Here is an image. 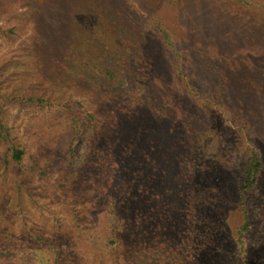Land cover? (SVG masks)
Returning <instances> with one entry per match:
<instances>
[{"label": "rangeland", "instance_id": "obj_1", "mask_svg": "<svg viewBox=\"0 0 264 264\" xmlns=\"http://www.w3.org/2000/svg\"><path fill=\"white\" fill-rule=\"evenodd\" d=\"M252 152L264 166V0H0V264H132L113 233L144 231L146 199L142 264H179L163 173L217 188L197 225L236 233ZM246 198L226 264H264V167Z\"/></svg>", "mask_w": 264, "mask_h": 264}, {"label": "trees", "instance_id": "obj_2", "mask_svg": "<svg viewBox=\"0 0 264 264\" xmlns=\"http://www.w3.org/2000/svg\"><path fill=\"white\" fill-rule=\"evenodd\" d=\"M21 156V152H17L15 155L17 160H20ZM263 167V161L259 153L252 152L249 164L244 171L243 180L238 188L241 205V210H239L244 221L242 226L236 228V233H228L227 230L225 231L224 226L222 227V225L226 224L224 221L221 226H217L216 223L211 226L206 224L203 220L202 227L197 225L199 213L203 215L202 208L196 207L199 203L198 196H208L212 194L210 196V213L215 215L220 213L216 200L220 197L221 193H219L217 188H213L210 194V192L200 188V186H192L188 182H186L183 187L184 184L182 185L181 183H184L187 179H181V176L176 174L174 169V171L170 169V171H168L169 173H163L162 178H171L168 183H171L172 186V197L170 196V198H172L173 206L172 210L170 209L171 211L169 210L170 212L168 211V213L155 214L153 220L157 222L159 227H162L164 223L166 225L168 222H172V224H184L185 222V224H187L185 227H182L183 224L180 226L184 231V235L180 242L173 237L162 242L161 250H169L167 251L168 257L165 258V260L169 262L176 261L179 264H226L228 259H232L233 254L236 252L235 245L237 241L241 242L244 233L249 230L248 213L245 205L246 196L250 191L257 188ZM178 183H180L181 186H178ZM146 200H144V202H146ZM144 202L143 206L139 208L140 212L138 216H136L137 226H139L141 230L144 229V231H142L141 234H139L141 231L139 233L138 231H135V233L128 231L130 239L125 241L119 238L120 232H118V229H115L113 233V240L117 241L120 247H129V250H131L130 253L128 252V257L133 261L132 264H135V261L136 264H142L146 259L147 262L152 261L151 258H153V256L150 255L148 250H160L153 249L147 234L148 230H145L149 227L148 220H150L151 214L145 213L146 210L148 211V206L144 205ZM183 203L185 207H187L185 215L182 213ZM115 208L117 209L118 207L115 206ZM140 223H146L148 227L147 225L141 227ZM149 229H151V227H149ZM195 230L198 231L197 234H195ZM179 231L181 230L179 229ZM232 235H235L234 239H232ZM198 239L202 240V243H200ZM55 264H60L59 258L56 259Z\"/></svg>", "mask_w": 264, "mask_h": 264}]
</instances>
